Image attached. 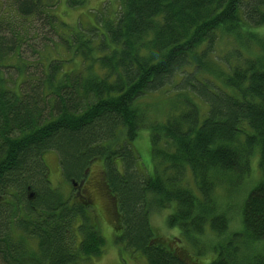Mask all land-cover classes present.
Returning <instances> with one entry per match:
<instances>
[{"label": "trees", "instance_id": "trees-1", "mask_svg": "<svg viewBox=\"0 0 264 264\" xmlns=\"http://www.w3.org/2000/svg\"><path fill=\"white\" fill-rule=\"evenodd\" d=\"M117 1L114 16L78 34L45 0L0 6V264H77L103 254L90 201L51 187L46 152L56 153L72 191L102 160L117 242L147 264H193L155 235L149 205L172 209L168 225L200 257L202 240L229 228L230 204L221 209L215 199L220 187L230 200L244 192L243 231L233 236L264 241V0ZM43 38L51 46L30 44ZM221 38L236 43L234 62L215 56ZM162 91L173 94L169 114L152 121L142 98ZM143 129L153 176L133 147ZM229 239L209 264H237ZM263 253L250 264H264Z\"/></svg>", "mask_w": 264, "mask_h": 264}, {"label": "rangeland", "instance_id": "rangeland-1", "mask_svg": "<svg viewBox=\"0 0 264 264\" xmlns=\"http://www.w3.org/2000/svg\"><path fill=\"white\" fill-rule=\"evenodd\" d=\"M3 1L4 0H0V6ZM45 2L56 5L53 10L54 15L68 26L70 32H74L75 34L79 33L78 30L80 29V25H82L83 28H88L90 26L95 27L98 24L99 19L104 21L108 19V16H114V13L118 10L120 5L117 0H81L82 3L75 7H71L68 4V0H45ZM42 25V23L41 25L38 23L36 24V27H41L40 32L44 31L47 33L44 37L48 38L51 43L55 44L58 42L59 40L56 35L49 32V27L47 26L45 29ZM261 33L264 34V28L261 30ZM39 39L32 41L30 44L37 43L42 47L45 43H48L49 46H51V43L44 40V38L41 41H39ZM236 48L237 45L233 40L228 42L226 38H221L215 46V56H217L218 60H221V62L225 61V58L234 62L232 59L234 55L231 52ZM59 49L61 48L58 47V50ZM214 58L213 53L211 54L209 63L212 65V68L216 69V71L220 70L221 68L216 66L213 62ZM31 60H35V58L32 57ZM219 66L221 67L222 65L220 64ZM206 75L211 76V74ZM172 95V93L165 94L162 91L153 94L152 96L142 98V104L150 114V120L162 121L168 116L170 98H172ZM133 147L141 157L140 163L144 167V174L147 173L148 175L153 176L154 163L151 152L150 131L148 129H143L139 132L138 137L133 142ZM43 156H45L44 159L48 168V177L51 187L53 189H57L59 193H63L66 196L70 195L72 200H75L79 191L73 192L72 184L63 178L56 153L46 152ZM258 165L259 155L255 151L251 157L252 177L257 178L260 175ZM103 171L104 167L102 160H97L91 164L88 169L87 183L82 185V194L83 197H86L93 205V216L97 219L105 237V247L101 257L79 261L77 264H147L145 258L141 254H132L125 249L123 244L117 242L116 237L121 233L119 216L117 208L113 206V203L109 198L110 196L104 186ZM227 192L226 187H220L217 189L215 199H217V203L222 207L221 209L227 207V205L223 206L226 203L230 204L227 210V216L230 220L229 228L223 237L212 236L210 234L207 238L202 240L204 241L201 244V251L203 252L202 256H194L193 252L195 248L187 243L180 229L168 225L167 219L172 213V209H163L159 211L154 206L151 207L149 205V221L155 235H158L159 240L172 250L179 254L186 255L188 260L191 263L193 262V264H209L211 260L216 257L215 246L218 247V245L222 243L223 239L231 237L229 242H234L233 246L235 247L236 253H228V260L237 264H250L251 260H253L257 255H260V253L264 252V241L253 242L245 237L241 239V237L237 238L233 236L243 231L240 222V207L243 202L244 192L241 189L238 192H233L232 200H230V197H227ZM226 242L227 241H224V243Z\"/></svg>", "mask_w": 264, "mask_h": 264}, {"label": "flooded vegetation", "instance_id": "flooded-vegetation-1", "mask_svg": "<svg viewBox=\"0 0 264 264\" xmlns=\"http://www.w3.org/2000/svg\"><path fill=\"white\" fill-rule=\"evenodd\" d=\"M48 177V176H47ZM49 178V177H48ZM87 180H88V175L85 177V179H83V180H81V181H79V182H77V183H74V187H75V190L74 191H79L78 192V194H77V198L76 199H85L86 197H83V192H82V185H85L86 183H87ZM80 186H81V189H80ZM73 191V192H74ZM75 199V198H74ZM75 199V200H76ZM91 203V202H90ZM91 208H93V205L91 204ZM93 210V209H92ZM93 213V212H92ZM36 247V246H35ZM34 250H37V247L36 248H34Z\"/></svg>", "mask_w": 264, "mask_h": 264}]
</instances>
